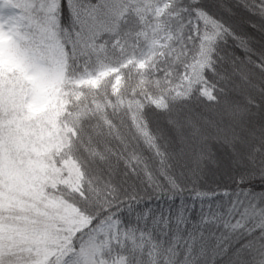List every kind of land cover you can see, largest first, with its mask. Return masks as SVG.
Segmentation results:
<instances>
[{
  "label": "trees",
  "instance_id": "trees-1",
  "mask_svg": "<svg viewBox=\"0 0 264 264\" xmlns=\"http://www.w3.org/2000/svg\"><path fill=\"white\" fill-rule=\"evenodd\" d=\"M100 1L24 0L17 27L25 39L34 33L50 37L57 85L77 105L68 114L82 124L84 143L91 148L97 211L79 215L84 220L80 229L93 225L84 240L107 254L110 263L175 264L181 253L195 260L194 250L203 254L209 246L227 244L231 252L243 245L249 264H264V245L253 239L264 226L262 124L263 138L258 136V144L241 158V150H248V128L256 134L253 121L264 99V80L248 71L264 58V38L261 44L251 38L264 35L251 14L261 0L124 3L115 28L81 49L74 42L73 7ZM223 3L229 7L221 10ZM200 9L222 16L246 38L220 48L226 81L209 74L217 93L232 104V127L222 139L198 146L200 133L191 120L206 113L209 102L195 87L188 89L191 81L178 77L176 69L192 57L193 40L199 38L201 48L217 41V25ZM233 12L248 25L241 27ZM39 53L46 58V52ZM63 100L64 113L69 101ZM225 161L232 166L226 172ZM216 170L222 173L209 177ZM246 219L252 226L244 230ZM99 224L107 225L96 232Z\"/></svg>",
  "mask_w": 264,
  "mask_h": 264
},
{
  "label": "clouds",
  "instance_id": "clouds-1",
  "mask_svg": "<svg viewBox=\"0 0 264 264\" xmlns=\"http://www.w3.org/2000/svg\"><path fill=\"white\" fill-rule=\"evenodd\" d=\"M228 7L227 3L218 4L221 10ZM200 10L217 25V41L211 48H201L198 47L199 38L193 40L192 57L182 61L183 68L178 65L176 69L177 76L183 75L192 81L194 91L200 92L202 98L209 102L207 112L191 120L200 133L198 146L208 139H222L232 127V104L226 95L217 93V86L209 79V74L226 81L228 77L220 70V48L229 41L238 44L246 38L222 16H214L206 9ZM251 14L264 28V0ZM30 48V38L13 34L7 40L0 39V80H6L4 88H11L14 96L19 90V95L24 97V105L36 95L34 83L26 78L31 74L26 56ZM249 48H252L251 44ZM261 56L264 57V51ZM248 71L264 80V58ZM201 81L203 87L210 89L209 92H201ZM55 86L53 81L48 97H55ZM69 87L68 84L63 85L64 90ZM6 95L0 94V264H110V257L105 253H98L94 259L87 254L88 242L84 237L90 234L93 225L76 231L78 224L70 223L78 220L80 214L93 216L97 211L92 204L91 148L84 143L82 124L68 114L77 110L72 96L62 97L69 103L64 113L55 119L60 107L58 101L55 108L49 103L46 111L32 117L26 107L10 108ZM24 130H27V135ZM191 134L189 130L188 136ZM13 136L20 137L23 147H18ZM57 144L62 145L59 152L55 147L50 152L46 151ZM29 160H43L49 167H29ZM68 160L79 165V176L69 174L64 163ZM53 161L59 171L52 168ZM75 187L79 190H74ZM66 207L76 209L77 214L66 215ZM251 226L252 221L247 219L241 225L244 230ZM257 238L264 245V226L258 228L253 239ZM243 247L241 245L240 249L231 252L227 244L209 246L203 254L194 250L195 260H189L181 253L175 264H249L241 251Z\"/></svg>",
  "mask_w": 264,
  "mask_h": 264
},
{
  "label": "rangeland",
  "instance_id": "rangeland-1",
  "mask_svg": "<svg viewBox=\"0 0 264 264\" xmlns=\"http://www.w3.org/2000/svg\"><path fill=\"white\" fill-rule=\"evenodd\" d=\"M136 0H101L99 3L93 5H83L76 3L74 5V14H73V22H74V42L76 45L79 46L81 49L86 48L91 44V41L95 36L100 33L111 31L115 28L116 23L120 19L123 10L125 9L124 3H135ZM24 0H0V39H9L11 35H17V27L21 23V19L23 18L21 14L22 10V3ZM133 3V4H134ZM20 10V11H19ZM234 18L237 23L242 27V25H248V20H244L240 17V14L233 12ZM257 30L262 34L264 28L257 26ZM37 31V30H36ZM257 31V32H258ZM256 32V33H257ZM264 34V33H263ZM254 37H251L254 41H257L258 44L262 43V38L264 35H259L258 33ZM253 41V43H254ZM31 48L27 51L26 56L29 61V68L31 74L28 75L26 78L32 81L35 85L36 95L34 96L33 100L29 101L27 105H24V97L19 95V90L16 91V96L13 95L12 89L4 88V84L6 80H0V94H7L5 99L8 101V106L10 108H17L20 106L26 107L27 110L32 114V117L38 116L39 114L43 113L47 110L49 103L52 104V107H56V101L59 102V111L56 113L55 119H58L59 115L63 114L64 110V100L63 95L61 94L60 86L57 85L56 75H55V67L57 65V56L54 53L53 47L50 44V37L41 38L38 37L37 33H34V37L30 39ZM264 49V47H263ZM46 52V58L42 57V54L39 52ZM11 70V69H9ZM55 83V97H48L47 92L52 89V83ZM201 84V92H209L210 89L203 87V81L200 82ZM191 87H195V84L191 81L188 89ZM11 97V99H8ZM18 97V99H17ZM17 102H13V101ZM261 109L258 111L259 114L256 119L253 121L255 124L253 128L256 129V134H252L253 131L251 128L249 132L245 136L251 137V139H247V147L248 150L243 149L241 158L245 159V154L253 150L256 146L258 136L259 139L263 138L262 132H260V127H264V99L260 101ZM55 119L53 121L55 125ZM263 122V123H262ZM19 127V125H17ZM262 129V128H261ZM25 131V135H27V130ZM263 131V130H262ZM10 131V135H11ZM243 137V136H242ZM241 137V138H242ZM13 140L18 145V147H23V143L20 140L19 136H13ZM55 147L57 152H59L62 145H54L50 146L46 151L50 152L52 148ZM260 151L264 153V145L261 143ZM44 153H37V155H43ZM225 160V157H224ZM65 163V167L68 168L69 174H75L77 176L80 175V170L77 163L73 160H68ZM226 165H222L225 167L224 172L226 169L232 168L231 164H228L225 161ZM27 166H35L41 168L49 167L47 164L43 162V160H29L27 161ZM52 168L55 169V162L53 161ZM209 172V171H208ZM211 173V172H209ZM222 173V170H219L215 174H211L209 177H213L212 175H218ZM250 175V174H249ZM79 181H77V184ZM74 190H78V187H75ZM58 206V205H57ZM66 215H76V210L74 208L69 209L68 207L65 208ZM70 223L78 224V227L74 230L80 229L83 226L84 220L79 217L76 221H70ZM107 224H99L95 227V231L99 232V230L103 229ZM100 253L98 247L93 244L92 242H88L87 254L90 258L94 259L95 256ZM110 264H118V263H110Z\"/></svg>",
  "mask_w": 264,
  "mask_h": 264
}]
</instances>
